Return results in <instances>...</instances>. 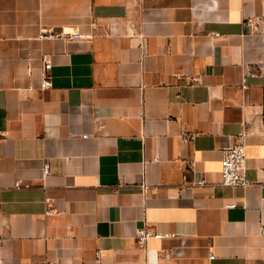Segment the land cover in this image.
I'll return each instance as SVG.
<instances>
[{"label":"crops","instance_id":"obj_1","mask_svg":"<svg viewBox=\"0 0 264 264\" xmlns=\"http://www.w3.org/2000/svg\"><path fill=\"white\" fill-rule=\"evenodd\" d=\"M0 135V264H264V0H0Z\"/></svg>","mask_w":264,"mask_h":264},{"label":"built area","instance_id":"obj_2","mask_svg":"<svg viewBox=\"0 0 264 264\" xmlns=\"http://www.w3.org/2000/svg\"><path fill=\"white\" fill-rule=\"evenodd\" d=\"M92 24L94 26L95 22H93ZM83 36L84 35H82L79 32L69 33V32H65V31L53 32V31L45 30L42 33V38L59 37V38L66 39L69 41L80 39ZM51 66H52V63L50 61H48V60L44 61V65H43L44 74H43L42 85H41L43 89L49 88L52 85L51 77L49 75V70H50ZM245 136L246 135L244 133H242L241 135H239L238 141L233 146L226 147V148L222 149V157H221L222 181H221V184L223 186L247 187V186H250L252 184V182L246 176L247 150H246ZM195 137H196V133L193 132V133L185 135L183 137V141L185 143H189V142L194 141ZM190 165L192 167H195L196 161L191 160ZM48 173H49V164H46L44 166V174L47 175ZM204 183H205L204 180L198 181V184H200V185H202ZM45 201H46L48 208H49L48 213H52L53 212L52 199L50 197H46ZM166 236H167V234L153 232L152 230L144 228V229L138 230L137 240H138V243H140L141 245H144L151 238L161 239V238L166 237ZM97 256L99 257V253H97ZM164 256L168 257V253L165 252ZM213 257H214V254L210 253L209 258H213Z\"/></svg>","mask_w":264,"mask_h":264}]
</instances>
